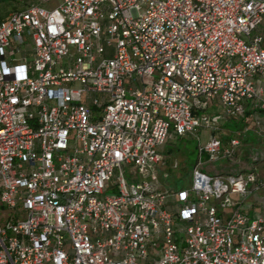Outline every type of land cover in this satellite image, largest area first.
<instances>
[{
  "label": "built area",
  "instance_id": "1",
  "mask_svg": "<svg viewBox=\"0 0 264 264\" xmlns=\"http://www.w3.org/2000/svg\"><path fill=\"white\" fill-rule=\"evenodd\" d=\"M49 2L0 17V264H264V216L241 208L264 151L240 167L221 137L264 134V0ZM184 138L190 187L164 190Z\"/></svg>",
  "mask_w": 264,
  "mask_h": 264
},
{
  "label": "rangeland",
  "instance_id": "2",
  "mask_svg": "<svg viewBox=\"0 0 264 264\" xmlns=\"http://www.w3.org/2000/svg\"><path fill=\"white\" fill-rule=\"evenodd\" d=\"M39 0H5L0 5V17L4 18L7 14L18 8L26 6L28 3H38ZM60 3V0H50L44 7L55 8ZM206 139V137H204ZM169 148H174L171 145ZM174 152L166 161V165L159 166L155 170V174L159 179L164 190L172 192H180L183 189L190 187L192 179V167L196 164L199 157L198 144L192 138H184L179 140V144L174 148ZM179 164V169H174V164ZM214 169L220 170L223 168L222 161L211 164ZM10 216L9 210H2L0 223L3 224Z\"/></svg>",
  "mask_w": 264,
  "mask_h": 264
},
{
  "label": "crops",
  "instance_id": "3",
  "mask_svg": "<svg viewBox=\"0 0 264 264\" xmlns=\"http://www.w3.org/2000/svg\"><path fill=\"white\" fill-rule=\"evenodd\" d=\"M259 32L264 35V24L262 27L259 29ZM251 112H249L250 114ZM261 115H264L261 113ZM202 138L206 137L207 140L208 138V131H202ZM240 134V140H241V146H240V154H239V162H240V167H244L248 165L250 162L249 156L250 152L255 149H260L264 151V134L263 135H258L254 129L253 125H248L244 121H231L227 122L223 125L222 130H221V137L224 145H228L229 142L236 138ZM179 144L178 142H170L166 148H165V159L166 161L168 158L172 155L174 152V148H176V145ZM172 146L174 148H169V146ZM224 163V166L222 169L218 170L219 172H228L230 170V166L228 162L222 161ZM178 164V163H177ZM166 165V163H165ZM195 166V165H194ZM192 167V170L194 168ZM212 166L206 165L205 170L211 172ZM179 169V164L178 168ZM191 170V173H192ZM261 174L264 177V164L261 166ZM236 200H238V196H234ZM264 192H259V194L250 196L246 199V201L242 204V212L248 214L252 219L259 216L263 215L264 216ZM233 210L229 209L226 210L225 216H229L230 213H232Z\"/></svg>",
  "mask_w": 264,
  "mask_h": 264
},
{
  "label": "trees",
  "instance_id": "4",
  "mask_svg": "<svg viewBox=\"0 0 264 264\" xmlns=\"http://www.w3.org/2000/svg\"><path fill=\"white\" fill-rule=\"evenodd\" d=\"M5 0H1V2H4Z\"/></svg>",
  "mask_w": 264,
  "mask_h": 264
}]
</instances>
